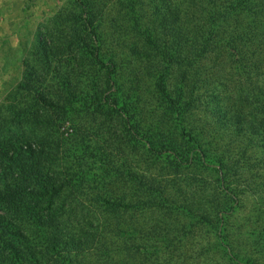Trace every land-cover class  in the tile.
Here are the masks:
<instances>
[{
	"label": "trees",
	"instance_id": "obj_1",
	"mask_svg": "<svg viewBox=\"0 0 264 264\" xmlns=\"http://www.w3.org/2000/svg\"><path fill=\"white\" fill-rule=\"evenodd\" d=\"M74 1L80 13L65 20L80 44V24L95 21L104 4ZM115 7L112 35L101 42L91 32L90 56L108 76L93 101L122 118L148 173L106 165L94 179L99 222L68 236L55 206L68 184L44 172L46 150L1 145L0 210L8 217L0 215V264H264V183L256 180L264 167V0H115ZM116 49L125 51L124 66ZM127 54L144 63L141 71ZM225 56L244 78L234 97L221 82V97L214 85L207 90L205 63L215 60L219 74ZM122 180L127 188L115 196L109 182ZM252 197L254 208L242 212Z\"/></svg>",
	"mask_w": 264,
	"mask_h": 264
},
{
	"label": "rangeland",
	"instance_id": "obj_2",
	"mask_svg": "<svg viewBox=\"0 0 264 264\" xmlns=\"http://www.w3.org/2000/svg\"><path fill=\"white\" fill-rule=\"evenodd\" d=\"M76 4L74 0H0V146L31 143L46 150L44 172L55 176L59 186L63 181L68 184L55 204L63 209L60 221H64L68 236H78L82 230H89L91 223L99 222L104 207L95 200L97 187L101 186L94 179H99L104 167L123 163L138 173L148 171L139 150L128 142L130 135L122 118L112 117L106 106L93 101L94 94L101 95L106 88L108 76L106 69L99 68L90 56L91 32L96 31L101 42L108 39V34L112 35L111 19L117 15L115 0H103L104 6L101 9L99 6L100 12L91 24L82 21L80 29L85 42L80 44H72L74 25L65 20L71 13H80ZM130 39L142 41L137 36ZM106 47L108 49L107 44L103 45L102 54H108ZM258 50L264 53L263 49ZM116 51L117 62L124 66V58H121L125 51L122 54ZM125 57L132 69L142 70L141 60H134L130 54ZM230 62L227 56L219 59V74L212 68L217 65L215 60L205 63L212 75L207 90L214 85L218 97L222 89L219 82L227 85L229 94L234 97L235 85L244 81ZM119 65L117 75L122 77ZM259 67V73H264V60ZM24 83L33 88L24 90L20 87ZM258 156L253 155L260 162ZM149 167L153 173H160L154 166ZM86 172L91 173L92 178L85 176ZM256 173L261 176L256 180L264 183V167L257 168ZM112 183L108 186L115 196H120L127 188L123 180ZM73 185L79 190L72 189ZM255 200V197L249 198L242 212L251 211ZM0 215L8 217L1 210ZM28 234L34 235L30 230ZM92 258V255L87 256L88 260ZM100 262L106 264L104 259Z\"/></svg>",
	"mask_w": 264,
	"mask_h": 264
}]
</instances>
